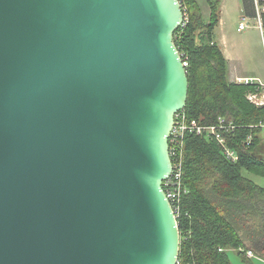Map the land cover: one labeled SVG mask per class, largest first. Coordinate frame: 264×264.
<instances>
[{"label": "water", "instance_id": "obj_1", "mask_svg": "<svg viewBox=\"0 0 264 264\" xmlns=\"http://www.w3.org/2000/svg\"><path fill=\"white\" fill-rule=\"evenodd\" d=\"M182 19L178 0H0V264H176Z\"/></svg>", "mask_w": 264, "mask_h": 264}, {"label": "trees", "instance_id": "obj_2", "mask_svg": "<svg viewBox=\"0 0 264 264\" xmlns=\"http://www.w3.org/2000/svg\"><path fill=\"white\" fill-rule=\"evenodd\" d=\"M220 0H208L209 21L196 0H184L188 21L173 32L185 64L188 93L184 111L213 124L232 121L227 138L236 160L227 158L212 137L188 134L184 139L183 183L187 192L177 217L181 264H231L228 250H250L264 259V107L246 99L253 84L229 81L227 60L213 40ZM244 16L254 17L253 0H241ZM252 135V143L245 140ZM259 179L256 180L255 178Z\"/></svg>", "mask_w": 264, "mask_h": 264}, {"label": "built area", "instance_id": "obj_3", "mask_svg": "<svg viewBox=\"0 0 264 264\" xmlns=\"http://www.w3.org/2000/svg\"><path fill=\"white\" fill-rule=\"evenodd\" d=\"M180 2L183 19L180 26H185L188 17L186 14L187 6L184 0ZM255 14L254 17L245 16L239 21L237 30L242 31L250 26V20H253L255 26L261 36V45L264 52V0H253ZM186 64V62L183 61ZM238 83L253 84L255 89L249 90L246 93V99L256 107H264V82H261L258 77H238L235 79ZM264 127V122L258 124ZM232 121L219 117L213 124H205L201 121L190 118L184 108L174 113L173 123L168 135V153L171 161L170 174L162 181L163 191L172 207L176 218L181 214V199L187 192V188L183 183V154H184V139L188 134L205 135L214 138L222 147L223 154L231 159L236 160L237 154L228 143L227 138L235 129ZM245 143L249 146L252 143V135H248ZM247 255H252L250 250L246 251ZM176 264H181L179 258Z\"/></svg>", "mask_w": 264, "mask_h": 264}, {"label": "rangeland", "instance_id": "obj_4", "mask_svg": "<svg viewBox=\"0 0 264 264\" xmlns=\"http://www.w3.org/2000/svg\"><path fill=\"white\" fill-rule=\"evenodd\" d=\"M196 2L204 20L208 22L210 17L208 0H196ZM218 13L219 20L214 26L212 34L213 40L230 58L229 65L227 64L228 80L234 81L230 78L234 76V73L239 72L248 76L258 74L260 81L264 82V52L259 30L252 25L253 20H250L249 27L242 31L237 30L239 21L245 17L242 12L241 0H220ZM262 132L264 136V129ZM261 145L264 148V138ZM255 179L259 181V179ZM228 256L231 263L235 262V252L228 251Z\"/></svg>", "mask_w": 264, "mask_h": 264}, {"label": "crops", "instance_id": "obj_5", "mask_svg": "<svg viewBox=\"0 0 264 264\" xmlns=\"http://www.w3.org/2000/svg\"><path fill=\"white\" fill-rule=\"evenodd\" d=\"M221 51L227 60V64L229 65L230 58L224 53V51L222 49H221ZM233 75L234 76H232L230 79H232L234 81H235V78H237V77H260L258 74H252V75L248 76L246 74H241L239 72H236ZM228 251H233L236 254V260H235V262H232L231 264H264V259L259 257V256H256L253 253H252V255H247L246 253L241 255L240 253H238L237 249H230Z\"/></svg>", "mask_w": 264, "mask_h": 264}]
</instances>
